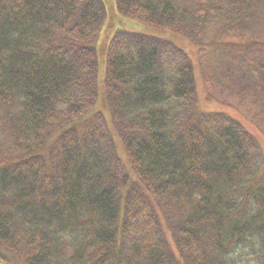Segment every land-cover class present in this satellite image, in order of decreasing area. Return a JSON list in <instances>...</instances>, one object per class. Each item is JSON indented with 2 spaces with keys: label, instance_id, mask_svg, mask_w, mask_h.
<instances>
[{
  "label": "trees",
  "instance_id": "obj_1",
  "mask_svg": "<svg viewBox=\"0 0 264 264\" xmlns=\"http://www.w3.org/2000/svg\"><path fill=\"white\" fill-rule=\"evenodd\" d=\"M109 1L112 14L106 0H0V264H264L258 136L197 108L188 51L111 22L172 29L198 48L243 12ZM263 45L233 55L255 114Z\"/></svg>",
  "mask_w": 264,
  "mask_h": 264
},
{
  "label": "rangeland",
  "instance_id": "obj_2",
  "mask_svg": "<svg viewBox=\"0 0 264 264\" xmlns=\"http://www.w3.org/2000/svg\"><path fill=\"white\" fill-rule=\"evenodd\" d=\"M196 1L201 2V0H177L179 3ZM106 4L108 11L112 14V3L106 0ZM215 4L223 7V12L227 14L228 20L236 18L241 12H243L241 13L243 16L240 15L236 19L238 20L237 25L229 24L228 28L225 29H220L217 24H211L201 42L202 47L198 48L193 47L183 34L172 29L144 24L133 19H118V15H114L111 22H116L114 31L122 29L156 36L169 40L183 50L188 51L196 66L198 75L197 108L208 112L224 111L229 113L258 136L264 151V109L263 112L252 113L254 109L251 104L248 103L249 107H246L247 103L241 101L242 95L237 93V88L240 87L238 81L241 79L242 70L244 71L246 65L243 67L241 64L242 59L233 56L236 51L241 52L240 49H243V46L240 48L235 47L237 44L246 45L252 39L264 43V0H215ZM220 30L222 34L230 30L228 35L226 34L227 46H221L220 44ZM256 52L258 54L254 56L255 59L251 60L259 66L255 68L258 73L255 72V76L252 78L253 84H257L250 89L252 96L247 98L253 99V101L254 99L257 100L256 102H259L260 107H263L264 93L260 96L258 91L262 90L264 92V50H257ZM100 74H105L103 66L100 69ZM204 79H209V86L206 85ZM253 92H257V94L254 95ZM245 101L247 102L246 99ZM225 105L227 107H223Z\"/></svg>",
  "mask_w": 264,
  "mask_h": 264
}]
</instances>
